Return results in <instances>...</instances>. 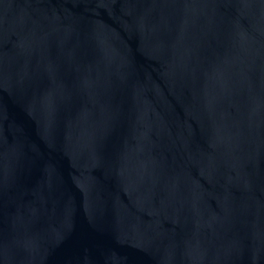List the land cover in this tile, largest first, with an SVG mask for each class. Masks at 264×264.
Returning <instances> with one entry per match:
<instances>
[{
  "label": "water",
  "instance_id": "1",
  "mask_svg": "<svg viewBox=\"0 0 264 264\" xmlns=\"http://www.w3.org/2000/svg\"><path fill=\"white\" fill-rule=\"evenodd\" d=\"M0 264H264V0H0Z\"/></svg>",
  "mask_w": 264,
  "mask_h": 264
}]
</instances>
